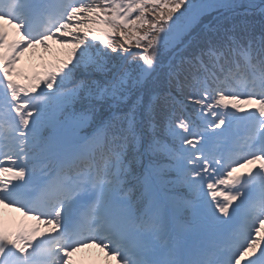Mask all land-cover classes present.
<instances>
[{
    "label": "rangeland",
    "instance_id": "rangeland-1",
    "mask_svg": "<svg viewBox=\"0 0 264 264\" xmlns=\"http://www.w3.org/2000/svg\"><path fill=\"white\" fill-rule=\"evenodd\" d=\"M22 1L20 5H16L17 0H7L13 8L11 10L7 8L10 12L7 13L8 16L0 14V24L5 25L10 34H15L18 37L16 47L5 51L4 46H0V131L4 127L10 126L11 135L15 134V136L27 140L34 131V125H37L39 129L42 122L40 118L30 116V110L38 106L45 96L36 89H41L38 85L46 84L48 79L44 72L39 71V62L48 55L53 45L64 33L61 22L66 26L69 25L68 28L72 33L77 30L82 35L86 24L89 22L91 12L74 4L75 0H39L41 8L47 4L46 11L44 10L41 13L49 16L48 13L51 12L50 21L44 23L43 20L41 24L53 25L54 27L50 30V33L38 38L34 31L40 28L43 14L34 21L33 27L28 29L26 35L28 21L26 17H22V13L27 14V8L31 7L33 0ZM149 2L159 3L165 2V0H133L132 4L122 14V23L129 25L134 20V12L143 10ZM53 3L57 4L54 9H52ZM57 8H60L59 20L53 15ZM64 11L66 13L63 14ZM61 13L64 18L60 16ZM72 13L75 14L74 17L66 24L69 15ZM95 19L98 20V18ZM46 31H49V29L44 30L41 34L46 33ZM54 57L56 56L54 55ZM153 65L154 63L149 64L148 61L144 68L154 70ZM79 73L81 74V71ZM38 75L40 76L38 77ZM25 78H28L29 82H25ZM241 99L243 103L240 109L234 108L232 104L223 103L219 109L221 118L219 122L211 130L202 134L200 143L201 148H203V155L197 162V172L191 180L194 187L200 192V202L206 208L211 207L214 209L216 223L213 227L187 238H182L179 247L174 246V239L170 241V244L153 240L150 248L140 244L131 249L120 248L119 254L114 251L116 245L112 244L111 240L99 237L95 244L86 243L78 248H72L68 252L65 248L61 249L59 251L61 258L54 260L52 264H135L136 260L143 259L153 261L162 259L196 260L209 258L208 254H210L211 259L224 261L225 264H248L249 261L260 264L261 260L264 259V256H262V253H264V198L261 201L263 208H260L249 219L253 224V227L250 228V239L239 247L237 243H234L239 242L237 239L235 240V237L225 238L227 233L231 235L228 226L236 212L235 208L245 202V198H243L244 188L249 183L254 182L262 187L264 195V138L261 140L258 137V140L257 136H252V138L245 139L243 136L239 140L240 130L234 128L235 126L237 128L239 122L244 119L248 112L255 113L256 117L252 122L253 129L256 128L262 116V101L260 98H251L245 95H241ZM227 107L233 109L228 111ZM48 112L50 113L51 110L49 109ZM18 143L19 141L16 139L11 140L10 144L8 139L5 140V137L0 138V152L5 155V164L0 168L1 246L4 251L21 252L24 255V259L18 264H36L38 261L43 263L40 259H50L52 252L55 254L60 249L59 246L52 251L46 250L47 252L41 256L43 258L32 256L27 245L28 232L25 231V228L33 227L37 232L35 234L40 233L49 238V231L56 234V236L58 235V237L66 235L69 229L67 225L70 224L68 216L77 198L66 199L64 193H61V195H58L61 197L57 198L62 199L57 204L52 205L49 214H44L45 216L42 217L36 216V219L31 218L32 215L28 212L31 211L28 210L30 209L29 198L22 193L23 189L34 186L40 187L43 179L51 181L53 176L46 173L47 169H43L46 158L42 160L43 163L40 164L36 173H32L29 169L21 170L22 157L20 155L15 157L9 151L10 147L19 146ZM241 143L243 145L238 147L239 150L244 154H250V158L242 157L241 162L233 168L227 171L222 169L219 162L221 153L223 151L230 152V148H237ZM76 149V144L72 142L68 135L56 133L55 149L46 151V154L47 157H55L58 165L61 166L70 160L73 151ZM242 170H255L257 175L250 181L241 179L239 182L234 181L237 179V172ZM60 181L66 183L68 187L74 186V189H76V185L85 181L90 182L91 186H95L92 178L90 179L86 175L64 177ZM220 181L222 184L218 185L217 183ZM99 187L100 185L95 187L92 192H96ZM118 194L119 192L115 190L110 198H99V195L102 197V191L99 189L97 200L88 207L87 216L91 218V222L93 221V223L100 226V231L103 228L110 231L109 207L113 197ZM65 204L67 206L63 208ZM248 211L250 212V210ZM15 212L18 213V216L15 215ZM17 224H19V228L16 227ZM96 229L98 230V227ZM72 240L73 237H71L68 245L72 243ZM110 244L113 249L111 251L108 250ZM229 244L233 245L232 249L227 248L230 246ZM112 256H116V258L112 259ZM96 258L97 263H94L93 261Z\"/></svg>",
    "mask_w": 264,
    "mask_h": 264
},
{
    "label": "snow or ice",
    "instance_id": "snow-or-ice-1",
    "mask_svg": "<svg viewBox=\"0 0 264 264\" xmlns=\"http://www.w3.org/2000/svg\"><path fill=\"white\" fill-rule=\"evenodd\" d=\"M224 3L225 0H186L177 14L172 17L168 28L155 38L158 46L163 51L184 52L195 42L200 56L205 50L223 47V40L217 41L211 37L204 41H196L193 32L205 15ZM258 10L261 15H264V0H259ZM203 28L206 31H217L209 24H204ZM226 39L234 42L235 36H229ZM259 43L264 46V32L259 37ZM151 63L152 61L149 60V64ZM83 67L87 68L88 64L85 63ZM98 68L106 75L110 71V69H103L100 65ZM152 72L153 69L142 66L139 71H136L129 62L111 78L103 81L92 80L90 83L80 80L71 94L56 92L47 98L48 106L51 107L48 115L50 131L44 137V150L55 149L58 131L79 128L91 122L94 113L99 111L98 105L110 100L109 108L113 111L102 122L98 132H103L110 126L115 127L114 122H119L122 125L121 130L125 133L122 155L127 153L130 144L133 150L139 153L137 163L142 171L135 174L131 163L125 165V178L119 181V194L113 197L109 207L110 231L106 238L116 245L114 251L117 254L120 248L131 249L140 244L150 248L153 240L168 244L174 239V246L179 247L182 238L208 230L216 223L214 209L206 208L200 202L201 198L194 195V184L185 176L179 158L167 155L171 151L168 144L153 135L148 144L144 145L142 131L138 128V114L143 107V94L136 97L126 112L115 110L120 104H128L133 94L132 90L144 84ZM81 90L83 95H80ZM157 99L156 95H152L145 109L150 116ZM78 103L83 105L79 110L76 109ZM155 128L156 124L151 122L150 129L154 131ZM34 131L39 135L37 125H34ZM158 151L160 157H158ZM144 156H148L149 159L145 161ZM129 175H132L135 185L128 182ZM108 250H113L111 244ZM208 255L209 258L196 260L143 259L136 260L135 264H225L224 261L213 260L210 254ZM7 258L8 254L5 252L0 257V264H6ZM111 258L115 259L116 256ZM248 264H254V262L249 261ZM260 264H264V259Z\"/></svg>",
    "mask_w": 264,
    "mask_h": 264
},
{
    "label": "trees",
    "instance_id": "trees-1",
    "mask_svg": "<svg viewBox=\"0 0 264 264\" xmlns=\"http://www.w3.org/2000/svg\"><path fill=\"white\" fill-rule=\"evenodd\" d=\"M127 0H81L85 3L86 6H91L92 4H97V6L103 11H107L109 19L114 17V10L116 7L121 9L125 7ZM230 5L237 6L238 9L243 8L244 11H248L249 7L247 6L250 3V0H227ZM110 2L108 5L105 3ZM186 2V0H165V2H159L156 5H147V11L141 10L139 12H134V20L129 24L128 27L124 25H118L115 27L113 23L109 20L110 25L109 30H114L117 34L120 30L126 31L127 34L137 33L138 37L142 39V43L137 41L135 37H132L133 43L130 41L129 49L123 48L122 40L120 37H117L115 40L116 47L119 49L118 53H114L112 50H107L102 46H98L97 51L101 53L99 59L102 60L106 65H102L103 69H110L107 72V76L113 75L114 71L117 69L112 65L117 63L119 66V58L117 57L119 53L124 51L123 56L129 51L136 48L134 44H140L144 49H146V56L155 58L157 61H161L163 56L167 55V52L163 50H156V39L158 37L159 29L161 30L167 26L168 22L175 16V12L180 10V7ZM227 4V3H225ZM253 8L254 5H251ZM234 15H242L245 17H239ZM213 23V22H212ZM79 25V23H77ZM211 28L217 29V31H206L204 28L200 29L197 35L195 36L196 41H204L205 39L211 37L214 40L220 41L223 40V47L219 49L205 50L203 55L200 56L194 42L192 46L186 49L184 52H179L178 55L172 59L171 64L165 66H156L150 76L144 84L138 85L135 89L132 90L133 94L130 97L128 104H120L116 111L126 112L130 107L131 103L135 101L136 97L140 94H143V107L140 108L138 114V128L142 131L144 137V145L146 146L148 142L155 135L158 139L163 142H166L170 146L175 147L176 149L181 147L183 137L188 136L191 138L192 134L188 131L190 126H192V121L188 114L183 110L182 105L185 104L189 111L197 117V124L195 128L204 125L200 113L201 105H203L206 97L215 95L217 98L225 96L227 90L233 89L235 85H238V81L235 79V70L231 69L228 71L227 66L234 67L235 61H238L242 65L246 63L245 58L237 52L236 48H239L244 54L253 55V60L256 64V69L262 67L264 57V46H259V37L262 32H264V15H261L259 11H251L239 14H233V16H227L223 19L218 18L210 25ZM234 29V31H233ZM76 30V29H75ZM104 32V30H103ZM72 33V32H71ZM73 37L69 40L74 43L70 48L66 49L64 53L68 58L70 64V72L72 75L76 73V69L72 64V61H75L78 66L81 65L82 61L80 56L86 54L89 47L94 48L90 44H86L83 40V37L80 32L72 33ZM229 36H235V41L230 42L226 38ZM68 41V42H69ZM75 41V42H74ZM225 49L228 52V57L225 59V72L220 70L217 67L215 62L213 52H221ZM256 49L258 52H256ZM93 53H97L93 50ZM170 53V52H169ZM118 54V55H117ZM235 56L236 58L232 57ZM66 59V58H65ZM131 66L136 70H140L138 61L140 60V55L133 53L131 57ZM116 64V66H117ZM129 64V63H128ZM211 64V65H210ZM88 67L93 68L88 64ZM212 67V68H211ZM210 69H213L210 71ZM97 71L106 75L104 71L100 70L98 67ZM257 71H259L257 69ZM220 75L223 78L222 81L216 77ZM219 77V78H220ZM243 79H247V75L242 74ZM229 79V80H228ZM86 83H90L92 80H101L99 78H84L82 79ZM207 82L211 85L209 89L204 85V82ZM76 84L73 85L70 89H63L62 93L65 95L71 94L75 88ZM80 95H83V90H81ZM152 95L158 97L151 116L145 111L148 103L151 101ZM111 101H107L103 104L98 105L99 111L94 113L96 120L93 122V126L102 125V122L108 118L113 109L109 108ZM83 105L77 104L76 109L79 110ZM154 122L156 124L155 130L150 129V123ZM115 127H108L104 132L107 134V141L102 146V157L108 158L110 166L107 171L105 169V175H110L113 163L115 161L119 162L120 167L123 172L124 177V168L125 165L131 163L133 173L139 174L142 169L137 163L139 153L133 150L131 144L127 150V153H124L123 145L125 143L123 137L125 133L121 130L122 125L119 122H114ZM180 127V128H179ZM179 129V131H177ZM189 138V139H190ZM115 143L114 147L118 148L119 155L118 157L113 158V155L109 153V146ZM190 144V143H186ZM171 149V148H170ZM177 150L174 152L172 149L167 153V155L177 158ZM158 157L160 153L158 151ZM101 159V157L99 158ZM88 163V161H85ZM102 162L100 160V167L102 168ZM113 173V178L116 179V176ZM127 180L130 184L135 185V180H133L132 175L127 177Z\"/></svg>",
    "mask_w": 264,
    "mask_h": 264
},
{
    "label": "bare ground",
    "instance_id": "bare-ground-1",
    "mask_svg": "<svg viewBox=\"0 0 264 264\" xmlns=\"http://www.w3.org/2000/svg\"><path fill=\"white\" fill-rule=\"evenodd\" d=\"M246 216V215H245ZM99 226V225H98ZM108 231L107 230H105V231H103L101 234H100V237L101 236H106L107 237V235H108ZM97 242V240H94V242ZM16 261V260H15ZM15 261H12V262H10V263H6V264H11V263H13V262H15ZM94 263H97V258L93 261ZM106 264V263H105Z\"/></svg>",
    "mask_w": 264,
    "mask_h": 264
}]
</instances>
